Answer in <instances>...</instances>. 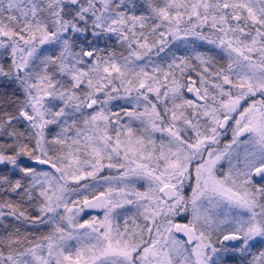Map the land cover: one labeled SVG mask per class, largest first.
I'll use <instances>...</instances> for the list:
<instances>
[{
  "label": "snow or ice",
  "instance_id": "6c2138e0",
  "mask_svg": "<svg viewBox=\"0 0 264 264\" xmlns=\"http://www.w3.org/2000/svg\"><path fill=\"white\" fill-rule=\"evenodd\" d=\"M0 264H264V0H0Z\"/></svg>",
  "mask_w": 264,
  "mask_h": 264
}]
</instances>
